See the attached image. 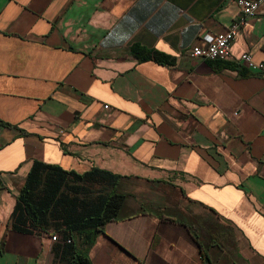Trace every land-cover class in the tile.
<instances>
[{"label": "crops", "instance_id": "crops-1", "mask_svg": "<svg viewBox=\"0 0 264 264\" xmlns=\"http://www.w3.org/2000/svg\"><path fill=\"white\" fill-rule=\"evenodd\" d=\"M240 15L236 0H0V264L70 263L53 231L12 228L34 161L121 177L91 264H264V75L235 60L264 62V6L231 60L192 55ZM135 44L176 63H141Z\"/></svg>", "mask_w": 264, "mask_h": 264}, {"label": "trees", "instance_id": "trees-1", "mask_svg": "<svg viewBox=\"0 0 264 264\" xmlns=\"http://www.w3.org/2000/svg\"><path fill=\"white\" fill-rule=\"evenodd\" d=\"M129 52L139 62L174 66L176 59L138 44ZM225 61H209L216 66ZM121 177L93 169L84 174L65 171L56 165L34 161L17 197L11 216L12 228L20 233H58L64 243L63 257L69 264H91L88 251L105 227L118 219L126 195L117 192ZM79 239L86 250L77 249ZM205 254V253H204Z\"/></svg>", "mask_w": 264, "mask_h": 264}, {"label": "built area", "instance_id": "built-area-1", "mask_svg": "<svg viewBox=\"0 0 264 264\" xmlns=\"http://www.w3.org/2000/svg\"><path fill=\"white\" fill-rule=\"evenodd\" d=\"M240 8V19L224 32L207 37L206 46L195 47L192 55L204 61H229L232 59L231 45L236 39L239 31L248 23L250 19L256 18L258 10L264 6V0H236ZM239 64L247 69L264 75V62L257 63L250 53H244L235 59ZM52 240L62 243H71V240H62L58 233L52 235Z\"/></svg>", "mask_w": 264, "mask_h": 264}, {"label": "rangeland", "instance_id": "rangeland-1", "mask_svg": "<svg viewBox=\"0 0 264 264\" xmlns=\"http://www.w3.org/2000/svg\"><path fill=\"white\" fill-rule=\"evenodd\" d=\"M79 243V242H78Z\"/></svg>", "mask_w": 264, "mask_h": 264}]
</instances>
